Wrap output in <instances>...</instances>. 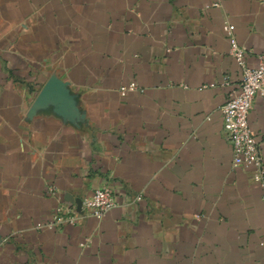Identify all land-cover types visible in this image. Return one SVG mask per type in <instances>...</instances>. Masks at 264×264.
<instances>
[{
    "label": "crops",
    "instance_id": "0c3cea01",
    "mask_svg": "<svg viewBox=\"0 0 264 264\" xmlns=\"http://www.w3.org/2000/svg\"><path fill=\"white\" fill-rule=\"evenodd\" d=\"M230 29L256 66L264 0H0V264H264ZM249 122L264 157L263 95ZM104 186L101 219L38 227Z\"/></svg>",
    "mask_w": 264,
    "mask_h": 264
},
{
    "label": "built area",
    "instance_id": "2783aa9c",
    "mask_svg": "<svg viewBox=\"0 0 264 264\" xmlns=\"http://www.w3.org/2000/svg\"><path fill=\"white\" fill-rule=\"evenodd\" d=\"M229 39L230 53L240 69V81L230 87L228 97L221 106L223 130L233 151L234 167L254 169L256 181L264 186V157L258 135L249 122L255 97L258 94L264 96V53L259 55V63L251 66L247 61L248 51L238 43L231 29ZM130 87L136 88L137 85L132 83ZM116 205L114 191L108 186L100 187L74 205L58 207L52 218L38 227L53 229L64 223L77 224L86 216L101 219Z\"/></svg>",
    "mask_w": 264,
    "mask_h": 264
}]
</instances>
